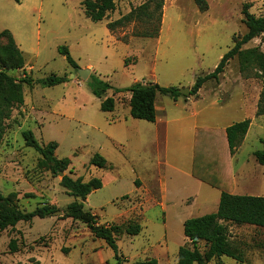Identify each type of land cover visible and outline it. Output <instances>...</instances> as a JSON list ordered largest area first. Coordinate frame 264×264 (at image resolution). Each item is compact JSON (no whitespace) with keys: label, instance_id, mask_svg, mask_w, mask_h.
Listing matches in <instances>:
<instances>
[{"label":"rangeland","instance_id":"374dc122","mask_svg":"<svg viewBox=\"0 0 264 264\" xmlns=\"http://www.w3.org/2000/svg\"><path fill=\"white\" fill-rule=\"evenodd\" d=\"M206 1L208 10L201 12L194 0H164L159 37L139 38L133 33L152 31L155 19L132 22L113 32L108 24L147 0H115V11L101 22L85 15L83 0H0V31L12 33L26 59L23 69L7 73L16 82L25 77L34 81L32 86L23 85L24 104L15 107L5 122L0 192L15 194L23 212L43 205L63 212L2 231L0 264H117L114 251L103 240L95 239L81 221L65 217L76 198L61 187L63 176L54 175L26 146L24 131L31 130L42 145L58 144L57 158L72 161L65 174L85 182L102 181L103 187L84 202L99 224L141 225L137 236L122 232L116 237L129 264L147 259L176 264L179 248L188 242L184 221L215 213L222 190L264 197V165L254 156L264 145V115L256 116L264 81L243 76L238 58L228 63L219 81L205 83L196 96L190 93L175 102L159 94L155 123L131 117L129 92L109 91L107 97H114L116 108L102 112V99L92 94L89 79L78 75L79 69H89L118 89L156 83L191 90L199 76L214 72L233 48L234 38L247 32L244 6L264 17V0ZM155 6L150 3V10ZM64 47L78 68L59 52ZM251 48L264 52V36L243 47ZM50 75L67 81L55 87L42 85ZM248 119L251 126L244 141L230 154L226 128ZM196 147L197 157L203 156L201 151L219 153L205 169L206 181L192 177ZM96 153L107 160L106 168L90 165ZM162 179L166 215L158 204ZM150 180L156 189L150 183L140 193L136 181L141 188ZM228 230L243 263L224 257L223 264H264V228L228 224ZM13 240L17 252L10 249Z\"/></svg>","mask_w":264,"mask_h":264},{"label":"trees","instance_id":"16d2710c","mask_svg":"<svg viewBox=\"0 0 264 264\" xmlns=\"http://www.w3.org/2000/svg\"><path fill=\"white\" fill-rule=\"evenodd\" d=\"M20 3L21 0H14ZM201 12L208 10L206 0H194ZM155 3V9L150 10V3ZM85 15L94 22L103 21L108 13L115 11V0H83ZM164 0H147L141 6L132 9L130 13L120 19L110 22L108 28L113 32L118 27L123 28L132 22L149 23L155 19L156 23L152 31L134 32V37L139 38H158L161 31L162 9ZM249 5L243 9L244 23L247 32L243 36L234 38L233 48L226 53L214 72L199 76L191 89V95L196 96L205 83L209 81H219L224 73L228 63L238 58L240 73L246 78H257L264 81V52L258 48L244 50L243 47L255 38L264 36V17H256L249 12ZM6 41V43H4ZM59 52L67 57L68 62L78 68L76 62L68 54L67 48H60ZM24 52L17 46L12 33L8 30L0 31V140L4 132L5 122L10 119L12 110L24 104L25 97L23 85L34 84L31 78H22L16 82L8 75L10 70H20L26 65ZM67 81L64 77L50 75L42 81V85L55 87ZM92 94L102 99L101 111L111 113L116 108L114 97H107L109 91L115 93L129 92L130 97V115L133 119L155 123L157 120L156 100L159 94L171 97L178 101L183 95L178 88L161 87L156 83H135L127 89H118L103 81L98 76L92 74L87 81ZM264 115V85L261 97L258 102L257 117ZM251 126V120H245L235 123L226 128L225 133L228 142L229 153L233 154L238 145L244 141ZM23 138L27 147L34 149L41 157L40 163L49 166L54 175L60 176L64 173L60 185L66 189L76 201L71 203L65 211V217L85 224L95 239L103 240L108 247L115 253L117 264H129L120 254L117 245V236L125 233L129 236H137L141 233L142 227L138 223H129L126 227L117 225H101L98 223L97 216L91 211L85 209L84 202L87 201L90 194L103 187L99 179H91L85 182L82 178L74 179L65 174L72 166L69 158L58 159L56 151L58 144L50 142L42 145L31 130L23 132ZM197 157V147L195 149L192 176L201 181H206L205 169L215 157L219 155H206ZM217 154V155H216ZM256 161L264 165V145L263 149L255 152ZM223 162V161H222ZM91 166L100 169L107 167V160L96 153L90 162ZM72 174V170H70ZM137 186H139L136 181ZM221 189V187H218ZM57 208L53 205H43L31 212H23L17 205V196L11 194L4 196L0 192V233L9 227L14 228L20 222H32L35 218L45 219ZM228 224L237 226L250 225L264 228V197L235 195L229 191L222 190L218 209L215 213L207 214L202 217L191 218L184 223V235L188 242L181 246L178 251L177 264H223L222 258L227 257L243 263V258L238 248L230 240ZM12 252H17L16 241L10 243ZM133 264H158L156 259H147Z\"/></svg>","mask_w":264,"mask_h":264},{"label":"crops","instance_id":"0c3cea01","mask_svg":"<svg viewBox=\"0 0 264 264\" xmlns=\"http://www.w3.org/2000/svg\"><path fill=\"white\" fill-rule=\"evenodd\" d=\"M87 68H89V67H87ZM131 97V96H130ZM175 102H177V101H175ZM163 110V109H162ZM129 111H130V109H129ZM156 111H157V113L159 112V107L157 106V100H156ZM157 121V120H156ZM193 177V176H192ZM194 178V177H193ZM150 183H151V187H153V189H156V185L154 184V182H152L151 180H150V182L149 181H147V184H145L144 182H142V187L140 188L139 186H138V191L141 193L143 190H147L148 189V186H150ZM150 190H151V188H150ZM152 191V190H151ZM158 192H159V194L161 195V202L160 203H158V204H160V206L162 207V209H163V212H165V215L167 214V210H168V200H167V197H166V186H165V182H164V180L162 179V181L160 182V184H159V187H158ZM221 196V195H220ZM184 223H185V221H184ZM184 223H183V226H184ZM223 259V258H222ZM177 263H178V260H177ZM176 263V264H177Z\"/></svg>","mask_w":264,"mask_h":264},{"label":"water","instance_id":"95a60500","mask_svg":"<svg viewBox=\"0 0 264 264\" xmlns=\"http://www.w3.org/2000/svg\"><path fill=\"white\" fill-rule=\"evenodd\" d=\"M92 74L91 70L89 69H79L78 70V75L83 79V80H88L90 75ZM182 95H189L191 93V90L189 88L187 89H181L179 90ZM60 176H64V173H61ZM57 214L62 215V211H57Z\"/></svg>","mask_w":264,"mask_h":264}]
</instances>
